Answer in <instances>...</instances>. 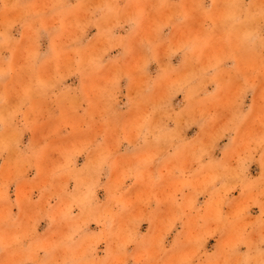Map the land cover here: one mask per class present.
Segmentation results:
<instances>
[{
	"label": "clouds",
	"instance_id": "9594fccd",
	"mask_svg": "<svg viewBox=\"0 0 264 264\" xmlns=\"http://www.w3.org/2000/svg\"><path fill=\"white\" fill-rule=\"evenodd\" d=\"M0 264H264V0H0Z\"/></svg>",
	"mask_w": 264,
	"mask_h": 264
}]
</instances>
